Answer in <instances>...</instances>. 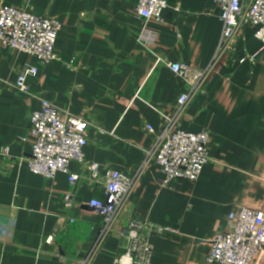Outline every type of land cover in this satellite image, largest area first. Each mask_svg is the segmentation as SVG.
<instances>
[{
  "label": "crops",
  "instance_id": "0c3cea01",
  "mask_svg": "<svg viewBox=\"0 0 264 264\" xmlns=\"http://www.w3.org/2000/svg\"><path fill=\"white\" fill-rule=\"evenodd\" d=\"M1 1L55 16L61 29L57 59L46 65L0 45V149L8 147L14 159L31 154L28 114L41 99L90 126L84 164H70L81 175L75 185L65 173L46 179L24 164L0 161V264H83L91 254L86 264H113L129 248L121 232L135 217L168 228L150 234V264H221L206 257L228 230L230 213L242 206L264 211V43L255 29L238 31L232 53L177 119L185 131L211 134L199 179L163 185L159 167L143 162L186 91L165 61L200 70L211 63L223 29L214 0H168L161 21L139 17L137 0ZM28 64L38 65L39 74L28 80L29 94L19 93L12 84ZM89 163L99 165L96 183ZM108 170L133 176L134 185L105 234L90 202L105 197ZM253 264H264V249Z\"/></svg>",
  "mask_w": 264,
  "mask_h": 264
},
{
  "label": "built area",
  "instance_id": "2783aa9c",
  "mask_svg": "<svg viewBox=\"0 0 264 264\" xmlns=\"http://www.w3.org/2000/svg\"><path fill=\"white\" fill-rule=\"evenodd\" d=\"M220 7L222 34L211 63L205 69H196L184 63L165 64L186 84L179 97L175 115L166 117L163 130L155 135L151 150L147 151L144 165L155 163L162 174L161 183L168 185L176 179L195 182L209 162L211 134L208 130L189 132L181 129L177 119L193 95L203 92V86L217 65L226 60L234 50L235 37L243 27H253L255 37L264 43V0H214ZM168 0H137L136 10L144 21H161ZM176 9L179 10V7ZM61 23L55 16L37 15L22 7L0 2V45L35 57L46 65L57 59L55 47ZM253 59V56L250 57ZM160 60V59H159ZM74 60L70 61L73 65ZM39 74L38 65L28 64L12 84L19 93L29 94L30 78ZM40 109L28 114L32 152L24 158L14 159L8 147L0 149V161L17 162L46 179L65 173L71 185L81 180L80 173L72 172L70 164H84V148L88 145L85 118L68 113L46 99H41ZM148 132H154L146 125ZM91 182L100 178L98 163L87 165ZM134 185V177L116 170L105 173V197L93 199L90 206L103 217L105 234L112 229L114 219L127 202ZM65 205L73 206V194L65 195ZM168 228L154 225L140 217L132 218L121 232L129 239L126 253L114 259L113 264H150L153 245L150 234H163ZM103 236V235H102ZM95 247L93 252H96ZM264 249V211L242 206L229 215V228L219 233L207 255L208 262L221 264H253L255 255ZM92 255V254H91ZM91 255L83 261L86 264Z\"/></svg>",
  "mask_w": 264,
  "mask_h": 264
},
{
  "label": "rangeland",
  "instance_id": "374dc122",
  "mask_svg": "<svg viewBox=\"0 0 264 264\" xmlns=\"http://www.w3.org/2000/svg\"><path fill=\"white\" fill-rule=\"evenodd\" d=\"M15 82V81H14Z\"/></svg>",
  "mask_w": 264,
  "mask_h": 264
}]
</instances>
